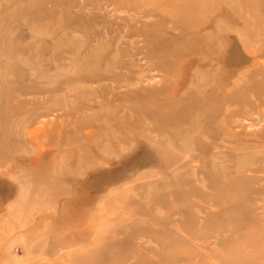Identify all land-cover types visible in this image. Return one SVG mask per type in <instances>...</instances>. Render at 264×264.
<instances>
[{"label":"rangeland","instance_id":"1","mask_svg":"<svg viewBox=\"0 0 264 264\" xmlns=\"http://www.w3.org/2000/svg\"><path fill=\"white\" fill-rule=\"evenodd\" d=\"M127 1L130 10L0 0V264H264V0H224L234 11L220 20L233 21L220 38V55L234 58L231 78L220 66L234 84L233 141L190 146L185 157L182 135L147 127L97 145L105 116L90 119L102 101L89 93L95 84L75 78L97 71L104 44L121 39L130 53L136 94L170 80L158 58L133 55L139 31L157 19L138 2L158 0ZM41 108L49 111L23 127Z\"/></svg>","mask_w":264,"mask_h":264},{"label":"bare ground","instance_id":"2","mask_svg":"<svg viewBox=\"0 0 264 264\" xmlns=\"http://www.w3.org/2000/svg\"><path fill=\"white\" fill-rule=\"evenodd\" d=\"M107 1V6H111L113 10H130L127 0ZM233 1L231 0V3ZM231 5L226 4L224 0H158L149 4L138 2V6H143L141 13L157 19L139 31L141 45L135 48L133 55L143 54L144 58H158L159 68L170 80H163L156 88L136 94L130 89V82L134 77L127 73H130L131 64L127 69L129 62L126 57H129L130 53L126 49H120L121 39L116 48L104 44L102 51L96 56L97 71L85 74L79 72L75 78L77 83L95 84L89 93L91 92L92 96L98 95L102 101L103 108L100 109L99 115L90 119L94 122L99 120L101 115L105 116L95 126L98 131L105 132L97 145L103 146V143L107 142V145L111 146L113 142L123 141L127 136L126 131L134 133L146 127L150 134L182 135L178 143L184 157L190 146L204 148L217 147L220 143H232L233 135L229 129L233 126L234 118V84L229 83L227 88L223 83L227 78L222 76L220 67L223 63L225 73H229L231 78L234 69L230 68H234V58L230 53L226 58L220 55L222 33L233 28L231 18L228 19V25L220 20L227 16L228 9L234 13ZM210 29H213L217 36L208 34ZM129 33L131 34V31ZM228 38L229 42H232L233 35H228ZM214 44L217 46L214 47ZM119 88L126 89L124 95L120 94V90L119 93L116 92ZM44 91L39 88L29 92L24 90L21 94L38 95ZM47 100L48 98L44 97V101ZM27 103L24 100L19 104ZM77 106H82V101L77 102ZM77 106L72 108L66 105L70 112L76 111ZM46 109L48 108H41L25 116L22 126L27 122L37 121L49 111ZM124 111L137 113L138 116L129 119L119 116V113ZM39 129L37 132L43 133L42 129ZM91 134L87 132L88 136ZM111 137L112 139H109ZM166 139L168 145H173L170 138ZM188 157L191 159L193 155ZM168 159H172L171 154Z\"/></svg>","mask_w":264,"mask_h":264}]
</instances>
